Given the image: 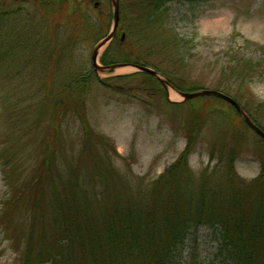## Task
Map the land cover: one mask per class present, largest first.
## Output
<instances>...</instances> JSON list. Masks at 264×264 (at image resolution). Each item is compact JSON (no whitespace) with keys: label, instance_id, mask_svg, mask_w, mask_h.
<instances>
[{"label":"trees","instance_id":"trees-1","mask_svg":"<svg viewBox=\"0 0 264 264\" xmlns=\"http://www.w3.org/2000/svg\"><path fill=\"white\" fill-rule=\"evenodd\" d=\"M8 1L1 0L0 7ZM66 1L57 0V4ZM167 1L131 0L134 21L130 28L124 27L119 4L116 35L99 62L102 66L147 67L177 92L196 91L181 69L176 37L164 25ZM17 11L0 9V68L7 62H34L44 76L42 93L34 94L36 100L18 98L2 105L0 164L8 194L0 207V231L17 254L18 264H178L189 231L202 226L218 232L219 250L230 264H264V140L254 134L260 142L255 147L260 171L252 180L240 179L234 170L241 139L234 130L229 134V151L221 144L220 157L212 169L196 174L188 158L214 111L190 104L182 152L151 182L136 179L132 183L114 165L117 153L111 140L89 125L86 96L92 77L109 89L138 77L150 83L151 91L147 92L155 101L158 92L164 95L162 84L144 73L99 78L92 71L91 76L57 79L52 84L61 66L63 42L58 26L62 15L39 11L44 20L41 27L25 13L24 18L13 16ZM110 11L100 12V25L92 24L95 32H106L96 41L108 32L105 23L112 18ZM74 17L73 37L81 30V18ZM130 36L141 43L142 52L127 42ZM202 99L226 104L249 129L231 105L213 97ZM232 99L264 133V121L259 118L264 101L250 110L237 97ZM23 102L26 106L17 110ZM169 105L173 109L182 106ZM68 120L78 124L77 144L66 139L70 133L63 123ZM227 135L225 129L219 134L222 142H227ZM29 145L33 149H26Z\"/></svg>","mask_w":264,"mask_h":264},{"label":"rangeland","instance_id":"rangeland-1","mask_svg":"<svg viewBox=\"0 0 264 264\" xmlns=\"http://www.w3.org/2000/svg\"><path fill=\"white\" fill-rule=\"evenodd\" d=\"M13 1L9 0L0 9H19L13 16L17 14L24 18L25 13L41 27L44 20L40 18L42 16L39 11L49 15L59 12L62 15L61 25L58 26L59 37L63 42L59 60L61 66L59 71L53 67L56 76L52 84L57 79L68 81L84 74L91 76V71L99 78L129 75L133 72L127 66L110 73H96L91 66V51L102 39L96 41L97 38L106 33L104 30L95 32L92 24L102 23L100 12L111 10L109 0H67L61 6L57 0H15L16 4ZM96 2L98 9L93 7ZM130 3L131 0H119L125 28H130L134 21ZM166 7L164 25L176 37V48L183 65L181 69L185 78L191 81L189 85L198 88L196 91L215 90L230 98L235 96L241 105L250 110L264 101V0H168ZM74 9L75 13L72 11ZM72 16L76 17L74 19L81 18L78 20L81 30L74 37L70 34L74 31ZM111 24L110 18L107 25L105 23L107 31ZM133 38L130 36L127 42L142 52L143 48L139 50L141 43ZM34 64L7 62L0 68V133L3 130L4 101L13 102L25 97L36 100L38 96L34 94L42 93L44 76L42 78V70H37ZM236 64L239 65V72L242 71L240 75ZM230 67L235 69L230 71ZM246 72L249 75H245ZM92 79V87L85 102L86 118L95 132L111 140L117 153L113 158L114 165L132 183L136 179L142 180L144 184L151 182L182 152L186 143L185 116L190 104H200L206 110L210 107L214 111L199 132L194 150L188 158L192 172L197 174L204 168L210 171L220 157L221 144L229 151V134L234 130L241 137L234 160L236 174L244 181L258 175L260 166L255 147L260 142L255 133L245 128L237 114L226 104L203 100V97L189 100L193 101L191 103H181L176 90L170 85L166 87L167 91L162 85L164 95L158 92L155 101L150 98L151 93L148 95L147 92L151 91L150 83L146 84L138 77L124 85L116 83L115 86L112 83L116 91ZM38 87L41 89L38 90ZM119 88L121 92H118ZM24 103L18 104L16 109L25 107ZM170 103H181L182 106L173 109ZM214 108L222 110L216 111ZM259 118L264 121V112L260 113ZM71 123L70 120L63 123L64 130L70 133L66 139L69 142L76 140L77 144L79 127L77 123ZM224 129L228 133L227 142H222L219 136ZM1 144L0 137V148ZM26 149L33 147L29 145ZM7 194L0 164V207ZM217 234L215 229L207 226L191 229L178 256V264H230L219 250ZM0 264H18L17 254L10 248V243L1 231Z\"/></svg>","mask_w":264,"mask_h":264},{"label":"water","instance_id":"water-1","mask_svg":"<svg viewBox=\"0 0 264 264\" xmlns=\"http://www.w3.org/2000/svg\"><path fill=\"white\" fill-rule=\"evenodd\" d=\"M110 8H111V14H112V24L109 33L100 41H98L95 46L93 47L91 54H90V61L91 66L93 70L96 73H104V72H112L115 69L123 68L129 66L133 69V72L135 73H144L147 75H150L157 79L165 88L169 86V84L162 79L155 71H153L150 68L143 67V66H136V65H125V64H114L111 66H102L98 63L99 56L101 52L106 48V46L110 43V41L113 39L119 22V4L118 0H109ZM123 37V36H122ZM174 90V89H173ZM167 91V88H166ZM175 91V90H174ZM176 93L180 97L179 102H185L189 101L191 99L199 98V97H213L219 100H222L229 105H231L234 110L240 115L245 125L251 129L256 135H258L261 139L264 140V133L250 120L248 115L243 111V109L240 107V105L235 102L232 98L228 97L227 95L215 91V90H207L202 89L199 91L194 92H177Z\"/></svg>","mask_w":264,"mask_h":264},{"label":"flooded vegetation","instance_id":"flooded-vegetation-1","mask_svg":"<svg viewBox=\"0 0 264 264\" xmlns=\"http://www.w3.org/2000/svg\"><path fill=\"white\" fill-rule=\"evenodd\" d=\"M91 1H93V0H91ZM13 2H15V0H14ZM97 6H98V3L96 2V3L93 5L94 9H97ZM115 35H116V34H115Z\"/></svg>","mask_w":264,"mask_h":264},{"label":"bare ground","instance_id":"bare-ground-1","mask_svg":"<svg viewBox=\"0 0 264 264\" xmlns=\"http://www.w3.org/2000/svg\"><path fill=\"white\" fill-rule=\"evenodd\" d=\"M118 4H119V0H118Z\"/></svg>","mask_w":264,"mask_h":264}]
</instances>
